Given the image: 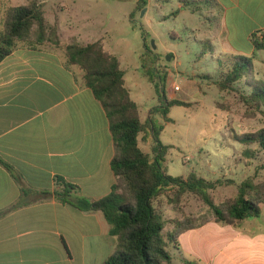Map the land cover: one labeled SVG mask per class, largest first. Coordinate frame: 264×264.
<instances>
[{
	"label": "crops",
	"instance_id": "0c3cea01",
	"mask_svg": "<svg viewBox=\"0 0 264 264\" xmlns=\"http://www.w3.org/2000/svg\"><path fill=\"white\" fill-rule=\"evenodd\" d=\"M19 2L0 0V32L6 12L27 4ZM39 5L58 27L61 44L74 43L78 15L68 5L60 6V14ZM227 9L225 48L255 56L264 79V50L252 42L253 35L264 37V0H229ZM242 36L246 49L231 42ZM33 46L17 43L0 63V264H104L117 245L104 213L82 211L55 193L61 190L58 177L89 200L112 192L116 151L107 111L63 48ZM42 192L50 195L40 197ZM171 254V264H264V214L238 226L210 220L182 234Z\"/></svg>",
	"mask_w": 264,
	"mask_h": 264
},
{
	"label": "rangeland",
	"instance_id": "374dc122",
	"mask_svg": "<svg viewBox=\"0 0 264 264\" xmlns=\"http://www.w3.org/2000/svg\"><path fill=\"white\" fill-rule=\"evenodd\" d=\"M19 1L29 4L34 0ZM36 1L50 5L56 14L60 6L68 5L69 13L78 15L72 44L102 40L119 57L126 86L146 125L140 147L155 160L158 141L149 123L153 119L157 128L163 127L161 143L169 147L161 160L169 175L186 179L195 173L214 182L210 194L217 204L234 198L246 180L264 182V150L242 141L246 134L264 128V104L249 98L252 88L246 83L224 91L217 86L233 56L239 55L225 48L229 0ZM64 13L61 18L69 29ZM240 19L243 22L245 16L241 14ZM243 38H231V42L246 49ZM260 63L255 61V67L262 78ZM163 78L167 99L188 104L171 107L169 119L158 110L163 102L156 83ZM249 150L255 156L249 157ZM173 193L155 202L167 222L165 232H172L174 221L183 216L205 219L211 215L199 196L186 193L176 202ZM175 263L182 264L180 259Z\"/></svg>",
	"mask_w": 264,
	"mask_h": 264
},
{
	"label": "trees",
	"instance_id": "16d2710c",
	"mask_svg": "<svg viewBox=\"0 0 264 264\" xmlns=\"http://www.w3.org/2000/svg\"><path fill=\"white\" fill-rule=\"evenodd\" d=\"M30 45L51 43L66 52L68 62L80 67L85 81L96 98L103 104L110 121L116 154L112 169L117 183L112 192L101 199L89 200L78 196L79 187L58 177L56 183L61 190L55 195L61 201L82 211H101L111 226V234L117 237L115 252L104 264H171V245L178 246L182 234L201 226L210 220L238 226L244 221L259 218L264 205V182L256 184L244 181L237 195L217 204L210 191L215 183L195 173L186 179L173 177L164 169L161 160L168 153V146L160 141L163 127L157 128L149 120L150 132L158 141L155 160L140 147V134L145 131L139 106L131 97L126 86V72L119 57L106 49L102 40L87 45H62L58 27L51 25L39 2L34 0L26 5L12 7L5 14L3 30L0 32V63L15 49L17 43ZM256 50H264V37L253 35ZM33 46V47H35ZM221 66V65H220ZM154 82L156 73L150 75ZM165 79L156 83L163 105L158 108L168 118L171 107L188 105L178 100H169L164 89ZM246 83L252 88V101L264 104V79L258 77L255 56H233L230 68L217 82L220 90H231L235 85ZM159 85H162L160 89ZM247 145H257L264 150V128L246 134L242 139ZM249 157L255 153L247 152ZM30 190H24L29 193ZM168 192H174L176 202L186 193L199 196L210 210V216H183L174 221L172 232H165L167 222L157 212L155 202ZM40 197L50 195L42 192ZM2 213H0L1 215ZM186 264H195L186 261Z\"/></svg>",
	"mask_w": 264,
	"mask_h": 264
},
{
	"label": "built area",
	"instance_id": "2783aa9c",
	"mask_svg": "<svg viewBox=\"0 0 264 264\" xmlns=\"http://www.w3.org/2000/svg\"><path fill=\"white\" fill-rule=\"evenodd\" d=\"M176 89L179 90L180 89L179 86H177Z\"/></svg>",
	"mask_w": 264,
	"mask_h": 264
},
{
	"label": "water",
	"instance_id": "95a60500",
	"mask_svg": "<svg viewBox=\"0 0 264 264\" xmlns=\"http://www.w3.org/2000/svg\"><path fill=\"white\" fill-rule=\"evenodd\" d=\"M171 56H168V60H170Z\"/></svg>",
	"mask_w": 264,
	"mask_h": 264
}]
</instances>
